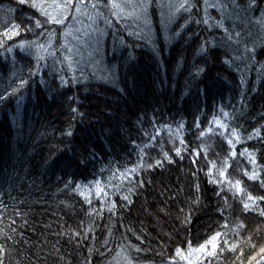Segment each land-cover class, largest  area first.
<instances>
[{"label": "trees", "instance_id": "1", "mask_svg": "<svg viewBox=\"0 0 264 264\" xmlns=\"http://www.w3.org/2000/svg\"><path fill=\"white\" fill-rule=\"evenodd\" d=\"M161 2L162 10H151L150 27L131 17H109L111 26L103 20L91 25L87 17L75 22L73 32L81 29V41L89 30L93 58L85 59L84 51L80 55L72 53L71 70L67 62H58L66 52H57L55 58L45 52L46 58L37 64L35 48H16L13 53L0 48V96L16 86L19 76L27 80L23 89L0 101L2 264H109L117 253L130 259L131 264H166L171 258H179L175 257L177 247L186 251L189 241L196 246L213 232L223 231L217 225L224 223L225 217L233 228L237 218L248 225L241 235L229 231L227 237L241 245L243 264L264 246L261 218L255 212L241 217L240 197H233L231 192L227 193L225 207L224 199H217L214 186L208 183V161L193 154L210 146L209 158L217 159L218 153L223 154L221 145L227 149L216 134L218 130L206 131L209 127L215 130V125L208 123L213 115L224 120L221 109L232 114L226 123L241 125L246 131L257 122L264 124V72L257 73L247 61L243 43L247 40L251 48L256 42L259 49L264 31L233 14L224 23L234 40L237 31L243 34L237 46L213 27L220 18L215 9L208 10L207 27L186 24L183 14L164 25L161 19H167L170 13V0ZM34 11L19 0H0V31L4 25L28 17L42 19L38 13L33 16ZM129 12L135 14L138 9L129 7ZM55 27L60 33L65 30ZM130 32H140L141 36ZM21 38L38 39L31 33L13 39L19 42ZM45 39L41 37L38 42ZM205 41L209 43L202 52ZM65 43L74 48L80 42L71 35L53 40L56 50ZM226 52L240 58L226 66L221 63L228 58ZM259 58L264 60V51ZM193 65L204 68L197 79L189 74L195 71ZM37 66L40 71L29 77V70ZM62 68L64 71H60ZM58 72L67 73L68 80L75 75L80 83L61 86ZM242 76L248 81L244 86L240 84ZM69 96L75 99L68 101ZM69 105L78 108L75 118ZM197 119L203 121L202 129L195 127ZM70 122L72 135L62 136ZM179 122L186 127L178 132ZM200 130L206 132L202 138H198ZM180 137L187 147L182 157H177L175 148L181 147ZM242 146L247 145L237 147ZM162 149L173 163L163 160ZM157 159L162 166L149 169L147 165ZM238 165L243 167L240 162ZM134 167L135 173L128 171ZM236 174L233 172V176ZM68 180L81 185L79 191L89 196L92 210H105L99 215H86L88 204L78 193L65 189ZM95 181H100L104 196H96ZM130 181L135 186L129 207L121 197L128 194ZM197 183L199 192L194 189ZM246 184L253 194H260L251 182ZM72 187L75 189V184ZM197 198L199 204L195 203ZM112 203L120 206L115 214L107 211ZM218 206L222 215H217ZM189 213L191 223H186ZM77 230L82 234L73 235ZM249 237L251 244L257 245L255 251ZM237 257L239 252L229 253L211 259L210 264H241Z\"/></svg>", "mask_w": 264, "mask_h": 264}, {"label": "snow or ice", "instance_id": "2", "mask_svg": "<svg viewBox=\"0 0 264 264\" xmlns=\"http://www.w3.org/2000/svg\"><path fill=\"white\" fill-rule=\"evenodd\" d=\"M21 5L27 4L28 7L34 9L33 16L39 14V17L33 20L32 17L27 19H22L19 23H12L11 26L7 24L4 25V30L0 31V48L4 49L5 53H13L16 48H19L21 51H27L29 49L35 48L36 50V60L37 64L39 61L44 60L46 57L43 53H47L48 56L55 58L57 52L64 53L59 63L62 65L67 62V68L72 69L74 60L72 53L74 48L69 46L67 43L62 44L60 49L56 50L53 40L58 38V36H63L65 39L70 35L79 42L81 37L79 35L81 29H76L73 32L75 22L81 20L82 17H87L91 25H95L97 21L103 20L105 25L111 26L113 20L109 17H115L117 19H127L129 17L142 22L144 27H150L153 23V13L152 9L162 10L164 5L161 0H19ZM131 7L133 10L138 12L126 13V9ZM167 7L170 9V13L167 19H161V23L164 25L171 24L173 22L174 16L177 14H183L185 23H194L196 25L203 24L207 27L210 23V18L208 14L209 8L215 9L220 13V18L215 20L213 25L214 28H218L223 31L227 41L233 42L239 46L242 42L243 34L239 31L235 33L234 37L226 27L224 20L232 18L233 14L236 19H246L249 26H259L261 31H264V0H215V3H209V0H170ZM203 11V17L200 16V12ZM259 12V16H256L255 13ZM108 15H105V13ZM244 14L241 17V14ZM251 13L252 15H249ZM186 14V16H185ZM71 20L73 23H67ZM67 24V27L65 25ZM55 26H60L65 28V30L60 33L59 29ZM39 30V31H37ZM100 35H103L102 30ZM22 33H31L34 36H37V40H28L25 38L19 39V42H16L14 37H21ZM129 35H135L138 38L141 36L140 32H130ZM178 35V33H177ZM45 37L44 43H39V38ZM11 42V44H9ZM99 41L97 40V43ZM209 42L205 41L204 45H201L200 50L203 52L205 47ZM245 44L244 53L247 57V61L252 64L253 69L257 73L264 72V60H261L260 53L264 51V40L260 42L259 49L257 48L256 42L252 43V47H248V41L244 40ZM215 46V45H213ZM78 51V50H77ZM227 59L221 60L226 66H232L235 64V60L240 57H231L228 53H225ZM259 66V67H257ZM195 71L190 70V76L193 79L201 77L204 72V68L192 66ZM40 71V67L37 66L34 70L30 69L28 76L31 77L35 73ZM60 71H64L63 68ZM67 73L65 75H60L59 72L57 76L59 78V83L61 86L67 87L69 85H74L80 83V79L75 75L71 77V80L66 79ZM27 80L23 75L18 77V82L16 81L15 87L8 93L3 96H0V101L7 98L8 95L16 93L19 89H23ZM248 81L242 76L240 79L241 86H244ZM75 97L69 96L68 101H73ZM69 112L75 118L78 115V108L72 107L69 105ZM224 120L220 119L216 115H213L212 119L208 121L210 125H215V130L209 127L206 131L213 132L216 131V134L219 135L224 144L227 145V149L223 148L221 145V152L217 154V159H210L209 153L212 151L211 147H206L205 149H197L193 154L197 157L201 155L205 160L208 161L207 176L208 183L214 186V194L217 199L223 198L225 207H228L227 193L231 192L233 197L239 196V203L241 205V217L256 213L258 217L261 218V221L264 222V124L259 122L256 125L252 126L251 131H246L242 128L241 125L235 123H226L231 113L221 109ZM264 116V113L261 114ZM203 121L197 119L195 122V127L197 129H202ZM186 127L184 122H179L177 124V131H182ZM72 124L71 122L68 125V129L62 132L63 135L71 136L72 135ZM157 135L159 131L157 130ZM206 135L205 130L199 131V137L202 138ZM149 139H155L154 136H149ZM256 141L255 144H249L250 141ZM179 143L181 147L175 148V155L177 157H182L183 150L187 147L185 145V139L180 137ZM238 145H247L242 147H237ZM163 152V160L167 161L169 164L173 163V160L170 158L168 152ZM198 162V161H197ZM238 162L243 164V167H239ZM162 161L157 159L155 164H148L149 169L155 167H161ZM136 168H132L128 171L132 173L136 172ZM233 172L237 174L233 176ZM124 178V174L121 175V179ZM246 182H251V187L256 189L260 194L255 195L252 191L248 190V185ZM73 184H75V189H73ZM96 185V196L102 197L105 195L104 191L100 186V181H95ZM134 184L130 181V186L128 187V194L121 197V201L127 205L131 206L133 201L130 197L134 194L133 188ZM81 185L68 180L65 182V189L72 190L75 193H78L83 197L84 202L88 204L89 209L86 211V215H99L105 209L99 208L92 210L91 204L92 201L89 199V196L84 192L79 191ZM195 191H201L200 184L194 185ZM217 189H219L217 191ZM97 193L99 195H97ZM107 203V201H105ZM196 204H199V199L195 201ZM259 209L258 212L256 211ZM120 210V206L117 203H112L107 211L110 214H115ZM182 211V209H181ZM222 209H219L217 215H222ZM225 222L218 224V229L207 237L202 243H198L196 246H193L192 242L189 241L186 251L183 247H177L175 249V257H179V260L186 261V264H210L211 259H217L220 256L227 254H236L239 252V257L241 264H243L242 258L244 257V252L242 247L238 242H232L227 239L229 231L232 232L234 236L241 235L243 231L248 229V225L243 219L237 218L235 227L228 222V218L225 217ZM186 223H191L190 213L185 217ZM92 226H89V231H91ZM131 231V229H129ZM82 233L78 230L73 233L75 236H79ZM137 239H140L137 236ZM249 244H251V237H249ZM131 247V246H130ZM251 248L255 251L257 245L251 244ZM136 251H140V248L137 247ZM120 253H117L116 258L119 259ZM202 257L204 259H202ZM210 258V259H209ZM127 264H131V260L125 257ZM2 264V260H0ZM167 264H178L174 258L169 259ZM248 264H264V246L259 247L258 251L255 252V255L248 257Z\"/></svg>", "mask_w": 264, "mask_h": 264}, {"label": "rangeland", "instance_id": "3", "mask_svg": "<svg viewBox=\"0 0 264 264\" xmlns=\"http://www.w3.org/2000/svg\"><path fill=\"white\" fill-rule=\"evenodd\" d=\"M86 34H87V36L85 37V39L83 41H81L82 40V34H80V37H81V39L79 41L80 43H77L76 47H74L73 53L80 55L84 51L85 52L84 58L85 59H92L93 58L92 53H91L92 41H91V35L89 33V30H87ZM78 59L80 60L82 58L80 57ZM176 261H178V264H186V261H181V260H179V258ZM109 264H127V261L125 260V256L120 255L119 259H117L115 257Z\"/></svg>", "mask_w": 264, "mask_h": 264}]
</instances>
